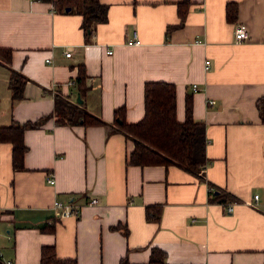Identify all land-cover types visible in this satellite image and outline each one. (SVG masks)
<instances>
[{
  "label": "crops",
  "instance_id": "1",
  "mask_svg": "<svg viewBox=\"0 0 264 264\" xmlns=\"http://www.w3.org/2000/svg\"><path fill=\"white\" fill-rule=\"evenodd\" d=\"M100 1L107 19L87 35L82 14L51 0H0V46L12 50L9 62L0 59V127L53 113L56 94L114 124L52 117L26 129L22 169L13 166L12 142L0 141L2 258L43 264L42 247L54 245L60 258L78 264H151L158 247L170 264H264V123L257 106L264 95V0H189L181 5L183 23V0ZM228 2L238 3L235 22L226 17ZM239 23L248 40H236ZM135 32L140 44L128 42ZM81 66L84 95L71 83ZM9 69L28 78L18 101ZM151 80L175 83L181 121L192 96L193 115L206 127L205 180L177 165L127 163L134 143L114 130L116 109L125 107L127 122L139 121ZM216 194L238 201L220 202ZM55 199L78 210L56 219ZM149 205L161 206L159 220L147 218Z\"/></svg>",
  "mask_w": 264,
  "mask_h": 264
},
{
  "label": "trees",
  "instance_id": "2",
  "mask_svg": "<svg viewBox=\"0 0 264 264\" xmlns=\"http://www.w3.org/2000/svg\"><path fill=\"white\" fill-rule=\"evenodd\" d=\"M60 9L70 7V11L82 14V26L86 34L99 22L107 19L108 6L100 0H51ZM183 0L179 5V13L184 21L187 8L181 5L188 3ZM226 17L235 22L238 19V3L228 2L226 5ZM178 25L168 27V32ZM1 57L9 62L12 55L10 48L0 46ZM10 70L9 86L12 90L13 101L23 97L24 85L28 78L14 69ZM88 75L84 66L80 67L79 74L73 80L81 95L88 90ZM145 113L137 122L125 120V107L116 109L114 130L123 133L134 143L133 150L127 156L128 164L136 165H177L198 176L206 179V167L208 158L206 155V127L204 122L197 120L193 115L192 96L186 97L185 119L177 118V89L173 82L165 80H151L145 83L144 89ZM260 117L264 123V95L257 100ZM54 117L57 123H80L83 125H114L109 124L101 117L91 113L82 104L72 102L65 96L55 95V110L49 115H44L36 121H28L24 124L15 122L9 126L0 127V141H11L13 144V166L16 169L24 167V155L27 146L24 142V131L29 128L42 126L50 118ZM214 200L220 202H235L229 194L213 195ZM149 220H159L161 206L149 205L146 208ZM46 224L43 229L54 230V227ZM41 262L43 264H78L75 258H60L54 245H44L41 250ZM151 264H170L166 261L165 251L158 247L152 248L149 259ZM0 264H4L0 258ZM121 264H129L125 258Z\"/></svg>",
  "mask_w": 264,
  "mask_h": 264
},
{
  "label": "built area",
  "instance_id": "3",
  "mask_svg": "<svg viewBox=\"0 0 264 264\" xmlns=\"http://www.w3.org/2000/svg\"><path fill=\"white\" fill-rule=\"evenodd\" d=\"M235 38L238 41H245V40H248L250 38L249 31L243 24H240V23L237 24V26L235 28ZM128 42L134 43V44H140L141 40L137 37V33L135 32L134 36L131 39H129ZM65 54L67 56H71V49L68 48V50H66ZM210 63H211L210 59H206L205 60V68L206 69H208L210 67ZM71 83H72V81H71ZM192 88L195 91H197L199 86H198L197 83H194L192 85ZM209 102L210 103H214L215 100L212 99ZM49 181L51 183H54L55 182V178L53 176H50ZM255 198L258 199L259 198V194H255ZM97 202H98L97 198H92L89 203L95 204ZM52 208L54 210V214H55V218L56 219L64 218V217H66V216H68V215H70L73 212L78 210L77 207L74 204H72V203H64L60 199H55L54 200ZM227 210H232V205L228 204ZM0 258L3 260L4 264H13L12 260L3 259L2 258L1 251H0Z\"/></svg>",
  "mask_w": 264,
  "mask_h": 264
},
{
  "label": "water",
  "instance_id": "4",
  "mask_svg": "<svg viewBox=\"0 0 264 264\" xmlns=\"http://www.w3.org/2000/svg\"><path fill=\"white\" fill-rule=\"evenodd\" d=\"M70 9V7H67V10H69ZM79 100H80V102H81V99L79 98Z\"/></svg>",
  "mask_w": 264,
  "mask_h": 264
},
{
  "label": "rangeland",
  "instance_id": "5",
  "mask_svg": "<svg viewBox=\"0 0 264 264\" xmlns=\"http://www.w3.org/2000/svg\"><path fill=\"white\" fill-rule=\"evenodd\" d=\"M0 59H3L2 57H1V54H0ZM4 60V59H3ZM5 61V60H4Z\"/></svg>",
  "mask_w": 264,
  "mask_h": 264
}]
</instances>
